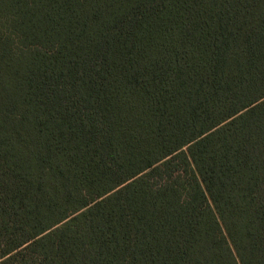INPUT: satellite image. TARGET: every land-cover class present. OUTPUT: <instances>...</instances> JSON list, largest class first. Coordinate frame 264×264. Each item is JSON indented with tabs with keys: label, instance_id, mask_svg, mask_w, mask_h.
Instances as JSON below:
<instances>
[{
	"label": "trees",
	"instance_id": "trees-1",
	"mask_svg": "<svg viewBox=\"0 0 264 264\" xmlns=\"http://www.w3.org/2000/svg\"><path fill=\"white\" fill-rule=\"evenodd\" d=\"M0 264H264V0H0Z\"/></svg>",
	"mask_w": 264,
	"mask_h": 264
}]
</instances>
